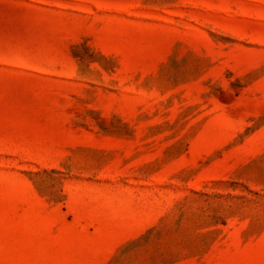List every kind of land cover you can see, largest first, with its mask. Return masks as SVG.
I'll list each match as a JSON object with an SVG mask.
<instances>
[{
  "label": "rangeland",
  "instance_id": "374dc122",
  "mask_svg": "<svg viewBox=\"0 0 264 264\" xmlns=\"http://www.w3.org/2000/svg\"><path fill=\"white\" fill-rule=\"evenodd\" d=\"M0 264H264V0H0Z\"/></svg>",
  "mask_w": 264,
  "mask_h": 264
}]
</instances>
